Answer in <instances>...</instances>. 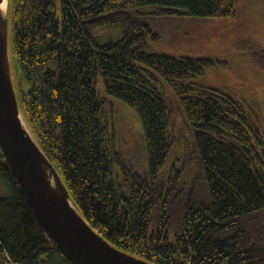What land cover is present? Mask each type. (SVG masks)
I'll use <instances>...</instances> for the list:
<instances>
[{
    "label": "trees",
    "instance_id": "16d2710c",
    "mask_svg": "<svg viewBox=\"0 0 264 264\" xmlns=\"http://www.w3.org/2000/svg\"><path fill=\"white\" fill-rule=\"evenodd\" d=\"M8 1L22 116L92 228L153 264H264V115L197 80L221 59L150 51L152 30L137 10L232 17L235 0ZM105 26H122L123 36L102 42L93 30ZM247 53L264 67V47ZM167 90L198 151L188 187L181 168L163 171L173 143ZM115 99L140 116L147 166L116 147ZM0 186V264H74L46 233L2 152Z\"/></svg>",
    "mask_w": 264,
    "mask_h": 264
},
{
    "label": "rangeland",
    "instance_id": "374dc122",
    "mask_svg": "<svg viewBox=\"0 0 264 264\" xmlns=\"http://www.w3.org/2000/svg\"><path fill=\"white\" fill-rule=\"evenodd\" d=\"M236 14L232 17H195L189 15H160L152 6L139 7L142 20L151 27L149 47L152 52L195 57L211 56L225 60L208 67L197 80L205 85L216 84L238 99L258 105L264 115V67L258 54L247 53L264 47V0H235ZM102 42L123 36L122 26L97 27L93 30ZM153 34H157L155 37ZM14 31L9 29V55L12 76L19 79L23 73L13 55ZM27 88L28 82L22 80ZM169 91V90H167ZM171 108L170 136L172 149L163 169L171 172L175 165L181 168V184L188 187L198 174V151L193 132L188 125L180 102L168 92ZM114 118L116 147L147 166L143 127L138 112L120 99H115ZM118 165L114 171L117 173ZM201 185L206 180L201 178ZM0 186V194H6Z\"/></svg>",
    "mask_w": 264,
    "mask_h": 264
},
{
    "label": "water",
    "instance_id": "95a60500",
    "mask_svg": "<svg viewBox=\"0 0 264 264\" xmlns=\"http://www.w3.org/2000/svg\"><path fill=\"white\" fill-rule=\"evenodd\" d=\"M0 0V149L50 239L74 264H153L112 245L85 221L54 165L23 123ZM9 5V2H8ZM54 178V183L51 180Z\"/></svg>",
    "mask_w": 264,
    "mask_h": 264
},
{
    "label": "bare ground",
    "instance_id": "6f19581e",
    "mask_svg": "<svg viewBox=\"0 0 264 264\" xmlns=\"http://www.w3.org/2000/svg\"><path fill=\"white\" fill-rule=\"evenodd\" d=\"M8 0H5L4 1V3L2 4V6H1V10H2V13H3V15H6V12H7V7H8ZM221 62L223 63V64H226V61L225 60H221ZM220 62V63H221ZM13 83H14V81H13ZM23 123H24V125H25V121H24V119H23ZM51 180H52V182L54 183V178L51 176ZM20 185V184H19ZM68 190V189H67ZM69 192V191H68ZM71 199V198H70ZM29 201V200H28ZM72 202V201H71ZM73 203V202H72ZM31 205V204H30ZM73 205H74V203H73ZM75 206V205H74ZM85 219V218H84ZM85 221H86V219H85ZM87 222V221H86ZM88 223V222H87ZM89 224V223H88ZM90 225V224H89ZM91 226V225H90ZM92 227V226H91ZM94 229V228H93ZM94 231H96V230H94ZM97 232V231H96ZM98 233V232H97ZM98 234H100V233H98ZM101 235V234H100ZM102 236V235H101ZM103 237V236H102ZM104 239H106L105 237H104ZM107 240V239H106ZM108 241V240H107ZM53 242V241H52ZM112 244V243H111ZM113 245V244H112ZM115 246V245H114ZM118 248V247H117ZM120 249V248H119ZM122 250V249H121ZM64 255V254H63ZM65 256V255H64Z\"/></svg>",
    "mask_w": 264,
    "mask_h": 264
},
{
    "label": "built area",
    "instance_id": "2783aa9c",
    "mask_svg": "<svg viewBox=\"0 0 264 264\" xmlns=\"http://www.w3.org/2000/svg\"><path fill=\"white\" fill-rule=\"evenodd\" d=\"M0 152H1V150H0Z\"/></svg>",
    "mask_w": 264,
    "mask_h": 264
}]
</instances>
